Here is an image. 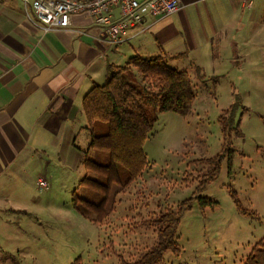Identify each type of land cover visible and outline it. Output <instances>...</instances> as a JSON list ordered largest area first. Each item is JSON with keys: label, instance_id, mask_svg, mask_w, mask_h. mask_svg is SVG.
Returning <instances> with one entry per match:
<instances>
[{"label": "rangeland", "instance_id": "1", "mask_svg": "<svg viewBox=\"0 0 264 264\" xmlns=\"http://www.w3.org/2000/svg\"><path fill=\"white\" fill-rule=\"evenodd\" d=\"M219 1L223 17L225 1L214 2ZM205 3L187 17L204 21ZM240 27L242 35L248 32V52L242 51L228 71L208 72L216 80L193 78L196 101L186 116L148 108V117H156L143 145L148 163L129 186L107 182L91 167L89 161L107 165L109 157L90 147V128L77 138L79 162L55 163L48 172L33 171L25 184L4 186L0 264H71L77 257L81 264L135 262L158 243L157 229L148 221L189 198L192 208L183 213L177 230L178 254L166 252L164 264H244L264 239V19L249 26L243 19ZM127 75L141 82L135 69ZM220 116L232 119L226 138ZM97 124L107 132L105 123ZM216 156H221L219 172L197 190L211 171L207 160ZM118 173L124 178L121 168ZM91 180L107 187H92ZM103 197L107 217L101 222L77 209L80 199ZM199 198L217 205L201 210ZM235 199L248 212L238 210Z\"/></svg>", "mask_w": 264, "mask_h": 264}, {"label": "crops", "instance_id": "2", "mask_svg": "<svg viewBox=\"0 0 264 264\" xmlns=\"http://www.w3.org/2000/svg\"><path fill=\"white\" fill-rule=\"evenodd\" d=\"M33 1L0 0V192L8 184H25L33 171L79 162L82 130L90 128L91 138L98 134L94 128L106 133L101 124L88 123L82 101L94 84L105 82L108 64L165 56L192 82L199 81L197 67L206 79L208 72L228 71L242 51L248 52L243 19L248 26L264 19V0H254L250 8L241 0H224L223 17L217 11L221 1L180 0L181 10L148 16L144 24L127 27L121 42L110 47L98 40L100 30L85 13L72 15L65 29L46 30ZM200 3L207 18L195 23L187 15Z\"/></svg>", "mask_w": 264, "mask_h": 264}, {"label": "trees", "instance_id": "3", "mask_svg": "<svg viewBox=\"0 0 264 264\" xmlns=\"http://www.w3.org/2000/svg\"><path fill=\"white\" fill-rule=\"evenodd\" d=\"M180 56L182 54L175 57ZM131 69L139 73V84L127 75ZM196 76L202 83L208 79H205L199 67L196 68ZM195 97L190 74L171 67L165 56H133L123 65L108 64L105 82L94 84L82 101L88 123H105L108 128L106 133L92 136L90 147L106 152L109 163L103 165L101 162L89 161L91 167L107 182L116 181L120 183L121 188L129 186L141 175L148 163L143 145L156 121V117H148V108L157 113L173 112L186 116ZM218 121L226 138L232 128V119L229 116H220ZM234 130L239 134L237 127H234ZM220 161L221 156L207 160L211 171L204 176V181L197 190L217 175ZM120 168L124 174L122 179L118 173ZM90 182L95 188L107 187L98 181ZM232 197L235 198V195ZM79 201L80 206L77 209L92 222H101L107 217L105 197L97 202L86 199ZM199 201L201 210L217 205L206 198H199ZM235 204L238 210L248 212L236 199ZM192 205L193 198H189L180 202L175 211H167L151 218L148 223L157 229L158 243L139 260L121 264H164L163 255L168 251L177 256V230L183 213L189 211ZM249 213L254 216L253 212ZM71 264H81L80 258L77 257ZM244 264H264V239L253 246Z\"/></svg>", "mask_w": 264, "mask_h": 264}, {"label": "built area", "instance_id": "4", "mask_svg": "<svg viewBox=\"0 0 264 264\" xmlns=\"http://www.w3.org/2000/svg\"><path fill=\"white\" fill-rule=\"evenodd\" d=\"M241 1L246 8L254 2ZM32 8L46 30L65 29L70 26L72 15L85 13L100 30L98 40L112 47L121 42V34L127 27L144 24L148 16L172 15L182 5L180 0H34ZM39 185L44 186L45 182L40 180Z\"/></svg>", "mask_w": 264, "mask_h": 264}]
</instances>
